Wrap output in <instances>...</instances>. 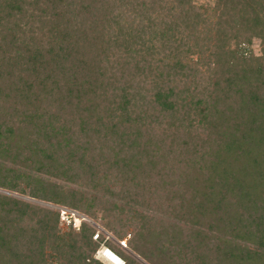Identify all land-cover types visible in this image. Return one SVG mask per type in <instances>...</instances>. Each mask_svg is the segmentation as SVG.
<instances>
[{"label":"trees","instance_id":"trees-1","mask_svg":"<svg viewBox=\"0 0 264 264\" xmlns=\"http://www.w3.org/2000/svg\"><path fill=\"white\" fill-rule=\"evenodd\" d=\"M0 188L124 264H264V0H0ZM94 232L0 193V264Z\"/></svg>","mask_w":264,"mask_h":264},{"label":"rangeland","instance_id":"rangeland-1","mask_svg":"<svg viewBox=\"0 0 264 264\" xmlns=\"http://www.w3.org/2000/svg\"><path fill=\"white\" fill-rule=\"evenodd\" d=\"M194 1L197 4H199L200 6H202V5L203 6H206V5H209V4H212L213 3V0H194ZM252 48L254 50V53L258 54L260 52V50H259L260 49L259 42L256 41V40H254V44H253ZM8 115H10V114H8V112H7V117H8ZM11 164L12 163L8 164V166H11ZM0 193L5 194V195H8V196L15 197L17 199H21L23 201H28V202L36 203V204H39L41 206H45V207H47L49 209L58 211V215H59V226H60V228L63 231L70 230V231L77 232L79 230L77 226H75L72 222L70 223L68 221V219L69 218H72V216L75 217V218H78L79 217L80 219H82V217L85 218V220L83 219L81 222H84L85 221L86 223L92 225L94 227V229H95V232H94V234L92 236V239L95 240V241H98L99 240V237L96 238V235H99V236L102 235L104 237V240H102L101 242H99V246H98V248L96 249V251L93 254V257L95 259L101 261L103 264H111V263L108 262V261H106L105 259H103L101 256H99L100 255V252L103 251V250H105V249L111 250L112 252H114L112 249H110L104 243L106 240L112 242L117 248H120V249L124 250L127 253L133 254L128 249L127 243H126L127 242V239L129 238L130 235H127L123 239H118V237H116L112 233V231H110V230H108V229H106L104 227L102 221L99 220V219H96L95 220V219L91 218L90 216L86 215L85 213H83L81 211H78V210H75V209H72V208H70L68 206H62V205L53 204V203H50V202H45V201H40V200L33 199L28 194H22V193H19V192H11V191H7V190L1 189V188H0ZM61 209L64 210V212H62L63 215L61 213ZM65 211L67 213H65ZM66 215H68V217H66ZM80 226H81V223H80ZM119 258L121 259V264H124L123 258H121V257H119Z\"/></svg>","mask_w":264,"mask_h":264},{"label":"bare ground","instance_id":"bare-ground-1","mask_svg":"<svg viewBox=\"0 0 264 264\" xmlns=\"http://www.w3.org/2000/svg\"><path fill=\"white\" fill-rule=\"evenodd\" d=\"M103 259L110 262L111 264H121V259L111 250H103L100 255Z\"/></svg>","mask_w":264,"mask_h":264},{"label":"built area","instance_id":"built-area-1","mask_svg":"<svg viewBox=\"0 0 264 264\" xmlns=\"http://www.w3.org/2000/svg\"><path fill=\"white\" fill-rule=\"evenodd\" d=\"M62 212H64L63 209H61V213H62ZM65 213H67V212L65 211ZM62 215H63V213H62ZM73 215H74V214H73ZM66 217H68V215H66ZM83 219L85 220V218H83V217H82V219H80L79 217H78V218H75V217L72 216V218H69L68 221H69L70 223L72 222V223H73L75 226H77L78 229H79L80 223H81V221H82ZM97 236H98V235H96V238H97Z\"/></svg>","mask_w":264,"mask_h":264}]
</instances>
